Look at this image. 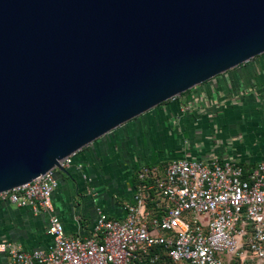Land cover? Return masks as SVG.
Returning a JSON list of instances; mask_svg holds the SVG:
<instances>
[{
    "label": "water",
    "instance_id": "95a60500",
    "mask_svg": "<svg viewBox=\"0 0 264 264\" xmlns=\"http://www.w3.org/2000/svg\"><path fill=\"white\" fill-rule=\"evenodd\" d=\"M264 54V0H0V193Z\"/></svg>",
    "mask_w": 264,
    "mask_h": 264
},
{
    "label": "built area",
    "instance_id": "2783aa9c",
    "mask_svg": "<svg viewBox=\"0 0 264 264\" xmlns=\"http://www.w3.org/2000/svg\"><path fill=\"white\" fill-rule=\"evenodd\" d=\"M205 103L199 97L186 102L181 114L198 113ZM56 173L0 193V202L48 215L54 240L47 251L0 244L14 264H156L162 251L174 264H264V163L248 169L234 157L212 154L143 167L125 217L99 211L85 239L66 236L55 215Z\"/></svg>",
    "mask_w": 264,
    "mask_h": 264
},
{
    "label": "crops",
    "instance_id": "0c3cea01",
    "mask_svg": "<svg viewBox=\"0 0 264 264\" xmlns=\"http://www.w3.org/2000/svg\"><path fill=\"white\" fill-rule=\"evenodd\" d=\"M198 97L208 103L198 113L181 114ZM233 98L239 103L231 105ZM156 109L72 156L68 175L56 173L52 203L66 236L91 237L99 211L122 220L143 167L212 154L234 157L248 169L264 163V54ZM3 243L25 252L49 250L48 215L0 202ZM0 264L14 262L0 253Z\"/></svg>",
    "mask_w": 264,
    "mask_h": 264
},
{
    "label": "trees",
    "instance_id": "16d2710c",
    "mask_svg": "<svg viewBox=\"0 0 264 264\" xmlns=\"http://www.w3.org/2000/svg\"><path fill=\"white\" fill-rule=\"evenodd\" d=\"M189 92H187V93H185V94H183L181 97H184L186 94H188ZM165 166V165H164ZM164 166H160L161 168H163ZM154 166H150L149 168H153ZM160 260H159V262L158 263H156V264H174L166 255H165V253H163V251L162 252H160Z\"/></svg>",
    "mask_w": 264,
    "mask_h": 264
},
{
    "label": "rangeland",
    "instance_id": "374dc122",
    "mask_svg": "<svg viewBox=\"0 0 264 264\" xmlns=\"http://www.w3.org/2000/svg\"><path fill=\"white\" fill-rule=\"evenodd\" d=\"M230 72H231V71H230ZM230 72H229V73H230ZM168 103H169V102H168ZM166 104H167V103H165V104H163V105H161V106L165 107ZM155 110H157V109H155ZM155 110H153V111H155ZM158 113H159V112H158Z\"/></svg>",
    "mask_w": 264,
    "mask_h": 264
}]
</instances>
